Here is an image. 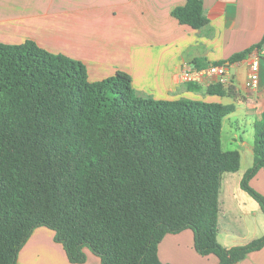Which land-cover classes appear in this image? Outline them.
<instances>
[{
    "label": "trees",
    "instance_id": "obj_1",
    "mask_svg": "<svg viewBox=\"0 0 264 264\" xmlns=\"http://www.w3.org/2000/svg\"><path fill=\"white\" fill-rule=\"evenodd\" d=\"M171 15L195 30L207 24L202 0ZM261 50L264 35L212 65ZM207 93L236 90L215 83ZM234 112L232 103L140 96L123 71L90 81L80 61L31 40L0 43V264H18L41 227L72 264L85 262V248L100 264H169L158 257L160 242L187 229L197 254L240 264L264 247V235L231 248L217 241L222 177L240 168V153L221 145ZM253 131L252 165L239 186L264 214V197L249 185L264 170V106Z\"/></svg>",
    "mask_w": 264,
    "mask_h": 264
},
{
    "label": "crops",
    "instance_id": "obj_2",
    "mask_svg": "<svg viewBox=\"0 0 264 264\" xmlns=\"http://www.w3.org/2000/svg\"><path fill=\"white\" fill-rule=\"evenodd\" d=\"M186 1L0 0V43L18 45L31 40L50 53H62L80 61L86 67L90 81H101L117 71L126 72L131 77L132 88L140 96L156 100L189 99L231 104L226 101L232 98L230 96L207 93V87L217 83L214 78L200 76L194 81L181 82L180 74L185 67L198 70L194 61L199 60L200 65L207 63L201 68L207 69L212 63L225 61L258 44L264 35V0H202L207 24L197 30L179 24L171 15L174 8L183 6ZM257 53L260 81L253 96L263 98L261 109L256 116L252 112L253 103L247 102L238 117V107L232 103L235 112L233 117L231 114L225 117L226 121L239 120L240 117L260 118L264 106V50ZM246 60L223 65L229 86H234L236 93L247 92L244 86ZM190 83L197 87H189ZM229 86L224 85V88ZM242 144L245 142L241 141ZM249 185L264 197V170H259ZM236 193L245 197L243 193ZM232 203L236 204L235 199ZM233 206L230 214L234 209L240 214L234 231L225 233L220 225L222 207L219 212L217 241L224 248L242 246L264 235V222L258 220L264 216L259 205L246 201L241 207ZM244 217L255 223L246 220L242 223ZM53 236V232L44 227L35 229L20 250L17 263L70 264L62 245L56 243ZM187 243L193 263L188 258H181ZM84 252L89 259L88 251L84 249ZM158 257L161 262L169 264L218 263L213 255L201 256L195 252L193 233L189 230L166 235L158 246ZM99 262L97 257L92 264ZM240 264H264V247L248 254Z\"/></svg>",
    "mask_w": 264,
    "mask_h": 264
},
{
    "label": "rangeland",
    "instance_id": "obj_3",
    "mask_svg": "<svg viewBox=\"0 0 264 264\" xmlns=\"http://www.w3.org/2000/svg\"><path fill=\"white\" fill-rule=\"evenodd\" d=\"M263 64H264V60H263ZM258 87H259V85H258ZM258 87L255 90H247V92H239L238 91V93H236V95L234 97L226 100L230 103H234L238 107V117L245 110L247 102L253 103V104L251 103L253 106L252 112L254 115L257 116L258 112L261 109V104H262V99H263L260 97H254L253 96V94L255 95L257 93ZM230 117H233V114H231ZM253 121H255L254 118L241 119V117L239 118V120L234 119L233 121H226V119H225L223 121L222 136H221L222 150H224V151L237 150L241 156V162H240L239 170L235 173H225L223 175L222 181H221L219 202H220V209L222 207L223 212L221 213L222 215L220 214V216H221L220 217L221 218L220 219V225L222 228H224L225 233H228L229 231H234L238 227L237 215H240L239 212H237L234 209L232 214H230V212H231L230 207H232L234 205L232 203L233 199H235V203H236L233 207H236V205L238 207H241V206H243V203L246 201L247 202H253L256 206H258L257 203H255V201H253V199H251L247 194H245L239 188V180L242 178L245 171L248 168H250L252 165L253 156H252L251 147L253 145V133H254L253 126H252ZM232 133L237 134V136L234 137ZM241 141L245 142V144L241 145ZM236 192L243 193L245 197L241 198L240 196L237 195ZM223 197H224V200H223ZM260 219L264 222V216L263 215H261V218L258 219L259 222H260ZM241 220H242L241 221L242 223L244 222L243 220H246L247 223H253V224L255 223L250 218L246 219L244 217ZM223 224H224V227H223ZM45 229L48 230L49 232H52L47 228H45ZM187 230H189V229H187ZM189 231L191 232V230H189ZM31 235H30V237H31ZM30 237H29V239H30ZM184 249L186 250V252H184V254L181 258H183V257L188 258L189 261H192V263H193V260L188 253V251H190L188 243ZM85 251H88L89 256H91V257H89V259L86 257L85 262L82 264L94 263V260H97V257L95 255H93L89 249L85 248ZM48 252H53V251L49 250ZM175 252L177 253L176 250H175ZM54 253H56V252H54ZM176 253H173V255L177 257ZM99 261H100V259H99ZM70 264H72V263H70ZM99 264H100V262H99Z\"/></svg>",
    "mask_w": 264,
    "mask_h": 264
},
{
    "label": "built area",
    "instance_id": "obj_4",
    "mask_svg": "<svg viewBox=\"0 0 264 264\" xmlns=\"http://www.w3.org/2000/svg\"><path fill=\"white\" fill-rule=\"evenodd\" d=\"M247 68L246 79L244 86L247 90H255L260 81V65L259 55L257 51L253 52L245 62ZM200 76L214 78L217 83L223 86H229L230 82L227 76V71L224 66H209L207 69L193 70L191 68H183L180 74L181 82H190L196 80Z\"/></svg>",
    "mask_w": 264,
    "mask_h": 264
}]
</instances>
